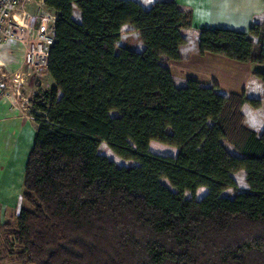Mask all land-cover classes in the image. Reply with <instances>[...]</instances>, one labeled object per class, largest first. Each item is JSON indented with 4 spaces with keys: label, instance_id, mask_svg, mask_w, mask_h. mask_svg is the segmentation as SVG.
<instances>
[{
    "label": "trees",
    "instance_id": "obj_1",
    "mask_svg": "<svg viewBox=\"0 0 264 264\" xmlns=\"http://www.w3.org/2000/svg\"><path fill=\"white\" fill-rule=\"evenodd\" d=\"M43 3L55 15L53 82H36L31 100L22 193L31 209L8 233L20 263L264 264V131L241 111L260 100L193 78L177 86L163 63L180 59L192 12L173 0ZM124 25L141 51L117 46ZM198 51L264 65V20L248 32L202 28ZM254 75L264 87V72ZM102 142L136 164L117 165ZM240 170L245 190L232 176Z\"/></svg>",
    "mask_w": 264,
    "mask_h": 264
},
{
    "label": "crops",
    "instance_id": "obj_2",
    "mask_svg": "<svg viewBox=\"0 0 264 264\" xmlns=\"http://www.w3.org/2000/svg\"><path fill=\"white\" fill-rule=\"evenodd\" d=\"M135 1L147 9L156 1L165 0ZM173 1L192 12L191 26L182 29L186 42L179 47L180 59H163V63L172 73L175 84L182 86L188 78H194L203 86L216 84L218 91L224 95L245 92L248 97L259 99V107L244 103L241 111L247 126L258 133L264 131V87L254 75L256 71L264 72V65L240 62L215 53L201 54L198 51V32L200 29L225 28L248 32L253 23L264 20V0ZM26 6L25 4L24 8L29 13ZM127 27H130V30L132 29L137 34V31L130 25H124L121 30ZM138 45V47L137 45L134 46L133 50L141 51L143 49L141 42ZM24 51V46L15 40L1 41L0 67L9 73L20 70ZM188 61L196 62L195 67L201 66L202 68L200 71L195 70V75H191L193 77L182 78L179 74L182 73V68L188 66L186 64ZM200 78L205 82L201 81ZM24 103L16 102L14 97L8 98L2 94V88H0V206L9 208L25 206L22 198L24 178L22 169L25 170V160H27L32 147L36 130L33 117L23 106ZM18 169L19 173L16 174L15 170ZM240 171L244 173V170ZM14 175H17L16 180L13 179ZM13 205L15 207H12Z\"/></svg>",
    "mask_w": 264,
    "mask_h": 264
},
{
    "label": "rangeland",
    "instance_id": "obj_3",
    "mask_svg": "<svg viewBox=\"0 0 264 264\" xmlns=\"http://www.w3.org/2000/svg\"><path fill=\"white\" fill-rule=\"evenodd\" d=\"M26 5H27L26 9L30 13L29 14L30 15L29 22L31 24L37 26L39 24L40 20H39L37 13H36L37 12L36 11V7H37L36 3L32 2V3L26 4ZM45 9H46L45 11H47L46 7H45ZM73 16H74L75 20H80V15L76 10H75ZM137 34L132 29L130 30V27L122 29L120 31V39L117 42V46L118 47L127 46L128 48H132V49H134V46H136V45L138 47L139 46L138 44L141 41H140L139 36ZM141 45H143L142 42H141ZM184 63H186V62H184ZM186 64L188 66L186 68H182V73L179 74V76L182 78L193 77L191 75H195V70L200 71L202 68L201 66L195 67L196 62L191 63L188 61V63H186ZM197 65H201V64H197ZM23 66H24V58H23L22 67L20 68V70H18L16 72L9 73L0 67V74L4 78L3 84H2V94H5L10 99H12L14 97V100H16V102H20L22 104H23V102H25L23 106H25V108L27 109V112L28 111L30 112V109L32 107L31 106V100H32V97L34 95V92L36 91V82H38L40 84V87L42 89H47L51 86V84H52L51 82H53V81L50 78V76L48 75L47 71L45 70L42 72V74L40 76L35 75V77L26 79L25 83H19L17 77L20 76V71L22 70ZM201 75H203V74H201ZM199 77H201V76L199 75ZM200 79H201V81L205 82L204 80H202V78H200ZM16 88H18V92L20 94L17 93ZM111 114L114 115V114H116V112H111ZM227 149L232 153H236L234 151L233 147H231L230 145H227ZM99 151L101 154H103V155L107 156L109 159L113 160L117 165L133 166L136 164V162L133 160H125V159L120 158L116 154H114L110 150V148L106 145V143H104V142H102L100 144ZM22 170L24 171V168ZM15 172H16V174H18L19 169L15 170ZM23 174H24V172H23ZM232 176H233L234 180L236 181L237 190L247 189V184H246L245 179H244V173L242 171H238V172L232 174ZM13 179L16 180L17 175H14ZM15 185H16V183H15ZM21 187H22V185H21ZM206 191H207V189L205 187H200L196 191L195 197L196 198L201 197L202 195H204V193H206ZM234 192H235L234 190L228 189L226 191V196L232 197ZM185 197L189 198V197H191V194L189 192H185ZM23 203H24L25 207H28L29 209H31V207L29 205H27L25 202H23ZM12 207H15V205H13ZM20 208H18V207L17 208H9V207H5L3 205L0 206V264H22V263H20L18 256L15 254V252L16 251L18 252L19 249L12 244L11 237L8 235V233L10 232V230L14 226V223H15L14 219H15V216L18 214ZM7 221L9 222V225L7 227H3L2 224H4ZM10 250L13 251V253L9 252Z\"/></svg>",
    "mask_w": 264,
    "mask_h": 264
},
{
    "label": "built area",
    "instance_id": "obj_4",
    "mask_svg": "<svg viewBox=\"0 0 264 264\" xmlns=\"http://www.w3.org/2000/svg\"><path fill=\"white\" fill-rule=\"evenodd\" d=\"M35 2L39 17L37 26L29 22V13L24 5ZM43 0H0V42L15 40L24 46V66L18 76L19 83L40 76L46 70L48 50L54 41L53 23L55 15L45 11ZM0 74V88L3 84ZM17 93L18 88H16ZM20 94V93H19Z\"/></svg>",
    "mask_w": 264,
    "mask_h": 264
}]
</instances>
